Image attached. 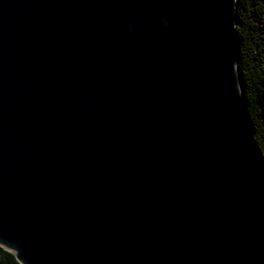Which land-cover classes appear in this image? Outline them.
I'll use <instances>...</instances> for the list:
<instances>
[{
	"label": "water",
	"instance_id": "water-1",
	"mask_svg": "<svg viewBox=\"0 0 264 264\" xmlns=\"http://www.w3.org/2000/svg\"><path fill=\"white\" fill-rule=\"evenodd\" d=\"M238 0H0V248L18 264H264Z\"/></svg>",
	"mask_w": 264,
	"mask_h": 264
},
{
	"label": "trees",
	"instance_id": "trees-1",
	"mask_svg": "<svg viewBox=\"0 0 264 264\" xmlns=\"http://www.w3.org/2000/svg\"><path fill=\"white\" fill-rule=\"evenodd\" d=\"M238 68L246 114L264 163V0H238L236 8ZM0 264H18L0 248Z\"/></svg>",
	"mask_w": 264,
	"mask_h": 264
}]
</instances>
